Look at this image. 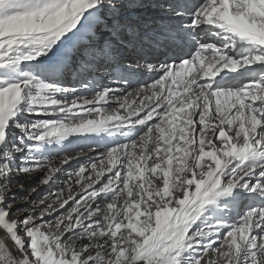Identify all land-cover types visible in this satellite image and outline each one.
Instances as JSON below:
<instances>
[{
	"label": "snow or ice",
	"instance_id": "obj_1",
	"mask_svg": "<svg viewBox=\"0 0 264 264\" xmlns=\"http://www.w3.org/2000/svg\"><path fill=\"white\" fill-rule=\"evenodd\" d=\"M0 233V264H264V0H0Z\"/></svg>",
	"mask_w": 264,
	"mask_h": 264
},
{
	"label": "bare ground",
	"instance_id": "obj_2",
	"mask_svg": "<svg viewBox=\"0 0 264 264\" xmlns=\"http://www.w3.org/2000/svg\"><path fill=\"white\" fill-rule=\"evenodd\" d=\"M73 167H75V165H73ZM72 169H69V171H71ZM61 179H63V176L61 177ZM59 185H57V186H54V188H53V190H55V187H58ZM0 234H2V233H0Z\"/></svg>",
	"mask_w": 264,
	"mask_h": 264
},
{
	"label": "rangeland",
	"instance_id": "obj_3",
	"mask_svg": "<svg viewBox=\"0 0 264 264\" xmlns=\"http://www.w3.org/2000/svg\"><path fill=\"white\" fill-rule=\"evenodd\" d=\"M47 190H48L47 188L44 189V191H47Z\"/></svg>",
	"mask_w": 264,
	"mask_h": 264
}]
</instances>
